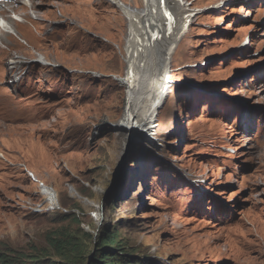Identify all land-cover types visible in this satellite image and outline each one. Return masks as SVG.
I'll return each mask as SVG.
<instances>
[{
  "label": "rangeland",
  "instance_id": "obj_1",
  "mask_svg": "<svg viewBox=\"0 0 264 264\" xmlns=\"http://www.w3.org/2000/svg\"><path fill=\"white\" fill-rule=\"evenodd\" d=\"M37 2L15 20L30 44L13 30L22 50L0 41V253L18 264H96L102 252L264 264V0H183L189 22L148 132L118 126L128 16L108 0ZM39 52L60 58L58 71L6 73L12 57ZM107 235L118 243L104 248Z\"/></svg>",
  "mask_w": 264,
  "mask_h": 264
},
{
  "label": "bare ground",
  "instance_id": "obj_2",
  "mask_svg": "<svg viewBox=\"0 0 264 264\" xmlns=\"http://www.w3.org/2000/svg\"><path fill=\"white\" fill-rule=\"evenodd\" d=\"M37 1L0 0V17L4 20L0 26V41L8 38L22 50L15 39L8 37V33H11L10 30H13L14 36L20 37L30 44L29 38L22 32L25 28L20 23H16L15 20L20 22L21 19H28L29 13H25V9L37 10L39 4ZM108 1L117 5L129 19V31L125 43L127 69L125 78L120 82L126 86L127 96L124 116L118 126L132 129L138 126L143 127L144 131L148 132L153 128L152 123L157 108L166 94L168 88L167 70L170 66V60L178 42L186 32L189 22L188 16L191 13L183 0H143L146 7L143 12L133 10L125 5L122 0ZM14 14L17 18H13ZM44 16L46 18L47 14ZM35 19L45 20L40 16L35 17ZM149 26H154L156 39L149 35ZM60 63V58L52 59L50 54L45 52H39L29 61L18 54L8 61L6 73L9 75L17 73L21 69H31L29 65L36 64L53 66L52 68L58 71V66H61ZM53 69L48 71L54 72ZM17 77L16 75L15 79ZM15 82L17 81H13V84ZM1 156L3 157V155ZM41 188L43 190L41 189L39 194L41 197L47 194L48 201L51 203L47 206L54 207L57 202L48 192V189L51 188L47 184H43ZM33 211L38 212V209H33Z\"/></svg>",
  "mask_w": 264,
  "mask_h": 264
},
{
  "label": "trees",
  "instance_id": "obj_3",
  "mask_svg": "<svg viewBox=\"0 0 264 264\" xmlns=\"http://www.w3.org/2000/svg\"><path fill=\"white\" fill-rule=\"evenodd\" d=\"M104 248H107V245L114 246L118 242L116 240V237L107 235L105 239L103 240ZM100 260L96 262V264H127V262L121 261L119 257H117V254H113L110 252H102L101 256H98ZM0 264H18V260L16 258H11L8 254H1L0 253ZM51 264H59L56 262H52Z\"/></svg>",
  "mask_w": 264,
  "mask_h": 264
},
{
  "label": "water",
  "instance_id": "obj_4",
  "mask_svg": "<svg viewBox=\"0 0 264 264\" xmlns=\"http://www.w3.org/2000/svg\"><path fill=\"white\" fill-rule=\"evenodd\" d=\"M120 180V167L118 169L115 170V175H114V183L113 186H111L110 191L108 192V195L110 194V192L113 190V188L116 186V184L119 182ZM108 197V196H107Z\"/></svg>",
  "mask_w": 264,
  "mask_h": 264
},
{
  "label": "clouds",
  "instance_id": "obj_5",
  "mask_svg": "<svg viewBox=\"0 0 264 264\" xmlns=\"http://www.w3.org/2000/svg\"><path fill=\"white\" fill-rule=\"evenodd\" d=\"M1 155H3L2 152H0V156H1ZM1 157H2V156H1ZM3 157H4V156H3ZM22 166H24V165L22 164ZM21 168H22V170H23V167H21Z\"/></svg>",
  "mask_w": 264,
  "mask_h": 264
}]
</instances>
